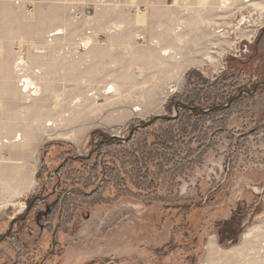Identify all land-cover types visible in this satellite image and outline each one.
Masks as SVG:
<instances>
[{"label":"rangeland","instance_id":"rangeland-1","mask_svg":"<svg viewBox=\"0 0 264 264\" xmlns=\"http://www.w3.org/2000/svg\"><path fill=\"white\" fill-rule=\"evenodd\" d=\"M0 264H264V0H0Z\"/></svg>","mask_w":264,"mask_h":264},{"label":"trees","instance_id":"trees-1","mask_svg":"<svg viewBox=\"0 0 264 264\" xmlns=\"http://www.w3.org/2000/svg\"><path fill=\"white\" fill-rule=\"evenodd\" d=\"M179 102V105H177V108H178V114L172 118L170 116L168 117H163V118H154L152 120H149L147 121L146 123H143L141 125V127L139 128H135L133 130H130L129 131V134L127 135V137L122 141L123 143H129L133 137L135 136V134L139 131V130H142V129H145L149 126H151L152 124H154L157 120H164L166 123H172V122H175V121H178L180 119V109H183V110H188L189 112H194L196 110V107L198 106H195V105H192V104H187V103H184L182 101H178ZM232 102L229 101L228 103V106L230 105V103ZM184 116V115H183ZM114 139H111L108 141V143H112ZM121 142V141H119ZM86 161V160H85ZM84 161V162H85ZM87 162V161H86ZM66 166H67V161H64L60 166L57 167L56 169V175L58 176V185H57V188L58 190L56 191V194H55V197L53 199V203H52V206L49 207V209L47 210L46 214H45V218L48 219L46 220L44 223H43V228L44 229H47V230H52V221L54 219V217L56 216V214L58 213L59 211V203H60V200L61 198H63V209H62V217H61V220H60V224L58 226V230L61 229V226L62 224L64 223L65 221V218L67 216V213L69 212V217L71 218L72 215V212L73 210L76 208V204H77V200H76V196L80 195V191H71L69 193H67V191L69 189H76L77 187V181H81L83 182L85 185H88V176H87V173H83V172H78V174L76 175H73L71 176L74 183L72 184H69V187L67 186V184L65 182L67 181H70V177H69V174L67 173L66 171ZM88 168V166H87ZM90 168V167H89ZM80 174V175H79ZM78 175V176H77ZM72 181V180H71ZM65 185H64V184ZM87 187V186H86ZM56 188V189H57ZM67 193V194H66ZM93 193V192H92ZM82 195V194H81ZM83 196L88 198V192H84L83 193ZM52 228V229H51Z\"/></svg>","mask_w":264,"mask_h":264},{"label":"bare ground","instance_id":"bare-ground-1","mask_svg":"<svg viewBox=\"0 0 264 264\" xmlns=\"http://www.w3.org/2000/svg\"><path fill=\"white\" fill-rule=\"evenodd\" d=\"M138 17H140L141 19L140 20H142V17H144V16H138ZM59 33V32H58ZM90 41H91V39H90ZM83 46H86L87 44H88V40H86V41H83ZM163 51H166V52H168V50L167 49H164ZM165 54V53H164ZM24 62H22V60H17V62H15V67H14V69H16L17 67H18V69L17 70H20L21 68H19V67H21V65L23 64ZM21 83L19 84V86H20V89H21V92L23 93V94H27V96H34V95H37L38 93H39V88H38V86H37V84H36V82H34L30 77H28V76H24L21 80ZM109 89H111L110 91H108V92H112V91H114L115 89L113 88V86L112 85H110L109 86ZM107 92V93H108ZM47 123H46V125L47 126H49V125H52L53 124V121H51V122H49V120H47L46 121ZM16 137V136H15ZM20 138V135H17V137L14 139V140H18ZM21 139H23V138H21Z\"/></svg>","mask_w":264,"mask_h":264},{"label":"flooded vegetation","instance_id":"flooded-vegetation-1","mask_svg":"<svg viewBox=\"0 0 264 264\" xmlns=\"http://www.w3.org/2000/svg\"><path fill=\"white\" fill-rule=\"evenodd\" d=\"M59 205H60V207H59V213H60V211H61V214H62V209H63V202H62V198H61V200H60V203H59ZM49 209V207L47 208V210ZM7 237H9V236H7ZM12 237H14L16 240H18L19 238L17 237V235H12ZM21 244V243H20ZM20 247H22L23 248V245L21 244V246ZM21 248V249H22ZM23 250V249H22ZM22 250H20L21 252H23Z\"/></svg>","mask_w":264,"mask_h":264},{"label":"water","instance_id":"water-1","mask_svg":"<svg viewBox=\"0 0 264 264\" xmlns=\"http://www.w3.org/2000/svg\"><path fill=\"white\" fill-rule=\"evenodd\" d=\"M139 127H141V126H138L137 128H139Z\"/></svg>","mask_w":264,"mask_h":264}]
</instances>
